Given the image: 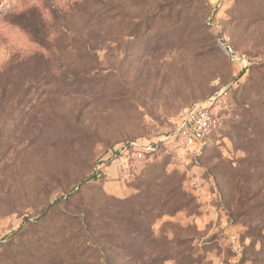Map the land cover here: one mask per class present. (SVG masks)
Returning a JSON list of instances; mask_svg holds the SVG:
<instances>
[{
    "label": "rangeland",
    "instance_id": "1",
    "mask_svg": "<svg viewBox=\"0 0 264 264\" xmlns=\"http://www.w3.org/2000/svg\"><path fill=\"white\" fill-rule=\"evenodd\" d=\"M0 264H264V0H0Z\"/></svg>",
    "mask_w": 264,
    "mask_h": 264
},
{
    "label": "built area",
    "instance_id": "2",
    "mask_svg": "<svg viewBox=\"0 0 264 264\" xmlns=\"http://www.w3.org/2000/svg\"><path fill=\"white\" fill-rule=\"evenodd\" d=\"M222 93L213 97L210 104L206 102L193 103L184 112L180 113L172 130L157 142L142 146L137 141L132 140L113 147L114 152H112L109 158L103 157L99 159L96 166L97 171L107 166L106 162H111V160L123 153L128 154L131 152L134 158L145 160L146 154L159 150L161 145L170 147L175 146V144L191 146L204 141L220 123V117L214 103L218 104Z\"/></svg>",
    "mask_w": 264,
    "mask_h": 264
},
{
    "label": "trees",
    "instance_id": "3",
    "mask_svg": "<svg viewBox=\"0 0 264 264\" xmlns=\"http://www.w3.org/2000/svg\"><path fill=\"white\" fill-rule=\"evenodd\" d=\"M99 162V159L97 160V163ZM111 162H106V165H109ZM103 169L97 171L94 174V176H97L98 178L101 177L103 174ZM167 174L165 172L162 173L161 169L154 168L153 170L149 171L146 175L140 178V184L138 186V189H140L141 193H138L133 197V199H130L131 205H135V203H143V201L146 200V203H150L152 201H156L157 203L162 198L163 194L160 190H156V186L159 185V181L161 178L165 177ZM167 178V184L166 185V191H167V197L170 201H176L179 196L178 194H175L176 189L178 188L176 185L173 184V182H178V180L171 179L172 176H166ZM142 190V191H141ZM157 205V204H156ZM157 207V206H156ZM14 242H17V239H14Z\"/></svg>",
    "mask_w": 264,
    "mask_h": 264
}]
</instances>
